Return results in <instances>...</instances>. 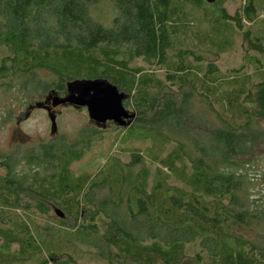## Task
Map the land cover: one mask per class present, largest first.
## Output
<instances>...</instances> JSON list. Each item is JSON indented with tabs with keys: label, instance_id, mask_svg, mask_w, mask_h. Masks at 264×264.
Instances as JSON below:
<instances>
[{
	"label": "trees",
	"instance_id": "obj_1",
	"mask_svg": "<svg viewBox=\"0 0 264 264\" xmlns=\"http://www.w3.org/2000/svg\"><path fill=\"white\" fill-rule=\"evenodd\" d=\"M226 2L0 0V131L2 101L66 98L75 80H108L135 114L0 152V264H80L75 248L106 264H264V0ZM229 25L262 57L255 82L218 65ZM109 126L128 157L75 175Z\"/></svg>",
	"mask_w": 264,
	"mask_h": 264
},
{
	"label": "rangeland",
	"instance_id": "obj_2",
	"mask_svg": "<svg viewBox=\"0 0 264 264\" xmlns=\"http://www.w3.org/2000/svg\"><path fill=\"white\" fill-rule=\"evenodd\" d=\"M241 4L242 0H227L225 8L230 14H234L236 10L241 7ZM197 13L199 18L205 16L200 12ZM95 14L99 20L105 24H109L114 14L112 4L106 1L103 2V4L96 10ZM259 22L260 23L256 26V34L258 35V32H261L264 35V10L261 13ZM222 37L227 38L229 50L222 55L218 62L221 70L225 74H228L231 71L241 69L244 66L246 67L247 73L254 77V82L258 80L256 74V72L259 71L257 68L258 65L255 64V61L252 58L257 57L256 59L261 60L262 57L251 53L249 56L251 57V60L248 57L246 58L247 53H245L241 47V36L231 25L224 29ZM138 63L141 64V62ZM43 76L46 77V79L50 77L48 74H43ZM46 97L47 94H40L32 97L28 103H24L21 100H10L8 98L2 101V106L12 107L13 113L10 123L0 131L1 153L13 149L17 144L27 147L37 144L38 142L50 141L56 136L58 137L61 135L68 137L70 140H74L81 130L93 126L89 119L88 111L84 108L77 109L70 105L52 107V109L56 108V114L58 113V132L55 137H52L51 121L47 110L40 108L30 109L29 107L30 105L46 102ZM48 106H52L51 103ZM113 127L114 126H109L107 129L110 130L109 133H107V135L101 140H97L89 153H87L81 161L74 164L73 171L75 175L96 173L111 155L120 156L122 160L125 161L129 155L128 148H130L133 143H130L127 134L122 136L119 133L113 132ZM257 168L264 170V155L258 162ZM84 251V249H73V252H78L80 264H106L89 254H84Z\"/></svg>",
	"mask_w": 264,
	"mask_h": 264
},
{
	"label": "water",
	"instance_id": "obj_3",
	"mask_svg": "<svg viewBox=\"0 0 264 264\" xmlns=\"http://www.w3.org/2000/svg\"><path fill=\"white\" fill-rule=\"evenodd\" d=\"M214 3L216 0H203ZM68 96L59 98L50 95L46 102L38 103L36 107L47 110L51 121V135L58 132L57 116L50 107L70 105L77 109L86 108L89 118L99 127L113 122L120 127H127L132 124L135 114L130 113L124 106L126 95L105 79L96 80H75L67 85ZM60 217L63 214L59 213Z\"/></svg>",
	"mask_w": 264,
	"mask_h": 264
},
{
	"label": "flooded vegetation",
	"instance_id": "obj_4",
	"mask_svg": "<svg viewBox=\"0 0 264 264\" xmlns=\"http://www.w3.org/2000/svg\"><path fill=\"white\" fill-rule=\"evenodd\" d=\"M49 107H50L51 111L54 112V113L56 114V108H53V109H52V106H49ZM56 116L58 117V113L56 114Z\"/></svg>",
	"mask_w": 264,
	"mask_h": 264
}]
</instances>
